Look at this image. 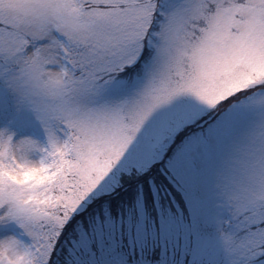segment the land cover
<instances>
[{
  "label": "snow or ice",
  "instance_id": "snow-or-ice-1",
  "mask_svg": "<svg viewBox=\"0 0 264 264\" xmlns=\"http://www.w3.org/2000/svg\"><path fill=\"white\" fill-rule=\"evenodd\" d=\"M0 264H264V0H0Z\"/></svg>",
  "mask_w": 264,
  "mask_h": 264
}]
</instances>
